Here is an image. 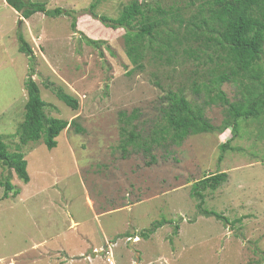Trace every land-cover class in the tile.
Here are the masks:
<instances>
[{
  "label": "rangeland",
  "instance_id": "1",
  "mask_svg": "<svg viewBox=\"0 0 264 264\" xmlns=\"http://www.w3.org/2000/svg\"><path fill=\"white\" fill-rule=\"evenodd\" d=\"M31 1L78 11L77 29L105 44L87 45L71 30L69 16L35 13L25 19L0 0V135L13 150L30 69L46 114L76 119L83 127L79 133L66 127L52 149L42 139L22 146L27 183L0 165V181L8 176L20 189L3 198L0 186V264H109L100 255L105 251L113 264H264V116L240 120L239 134L229 142L234 149L221 161L219 145L231 138V128L154 147L153 161L139 149L129 148L122 157L119 148V112L137 108L149 129L168 90L200 104L207 99L200 83L214 67L213 56L211 61L205 51L179 55L173 63L146 58L139 69L125 53L122 28L80 12L92 0ZM128 1L103 0L97 12L116 17ZM159 1L167 6L174 0ZM18 28L32 48L31 62L18 51ZM192 82L200 84L199 93ZM52 86L75 97L78 108L59 100ZM222 89L230 100L238 94L232 83ZM205 113L221 124V106L208 105ZM215 172L227 178L205 192L204 207L229 223L201 213L198 199L189 195L194 181ZM163 217L169 222L141 236ZM94 246L101 249L92 256ZM86 248L90 260L69 258Z\"/></svg>",
  "mask_w": 264,
  "mask_h": 264
},
{
  "label": "trees",
  "instance_id": "2",
  "mask_svg": "<svg viewBox=\"0 0 264 264\" xmlns=\"http://www.w3.org/2000/svg\"><path fill=\"white\" fill-rule=\"evenodd\" d=\"M5 1L25 19L35 13L51 18L69 16L71 30L79 33L87 45L99 47L105 44V40L93 39L77 29L78 11L62 7L47 8L44 2L39 1ZM102 1L92 0L80 12L89 14L108 28H122L125 53L136 68H143L146 58L173 63L174 57L179 55L190 57L204 51L211 61V56L214 58V67L200 83L207 93V99L201 104L188 100L179 90H168L160 106L159 118L152 122L149 129L144 127L145 120L139 121L140 112L137 108H133L130 113L119 112V148L122 157L129 153V148L139 149L153 161L154 147L178 146L190 135L231 128V138L219 145L222 153L218 161H221L226 150L234 149L229 142L238 136L240 120L264 116V0H180V4L174 0L167 6L159 0L152 3L130 0L121 7L116 17L97 12ZM16 33L18 51L31 62L34 57L32 48L19 28ZM32 76L33 71L30 69L23 81L27 97L22 121L15 132L18 138L15 148L10 150L3 135H0V165L8 171L12 170L24 183L29 181V175L22 146L42 139L46 148L52 149L57 145V136L66 127L73 126L78 133L83 131L76 119L68 122L46 114L47 103L41 98ZM226 82L238 88L233 100L222 89ZM192 84L194 92L199 93L200 84ZM49 89L69 108H78L77 99L62 87L52 86ZM208 105L223 108L224 116L220 125H214L207 117L205 107ZM226 178L225 172L203 176L192 183L189 195L198 199L197 208L201 213L229 223L220 213L204 207L205 192L216 190ZM0 186L3 187V198L20 192L8 176L0 181ZM168 222L164 217L152 222L141 236L147 238Z\"/></svg>",
  "mask_w": 264,
  "mask_h": 264
},
{
  "label": "crops",
  "instance_id": "3",
  "mask_svg": "<svg viewBox=\"0 0 264 264\" xmlns=\"http://www.w3.org/2000/svg\"><path fill=\"white\" fill-rule=\"evenodd\" d=\"M33 246H37V245H40L41 244V241H38V242H36V241H34L33 243ZM99 249H101V247H92V250L93 251H97L96 253L95 252H93V253H91V255L92 256H95L98 252H99ZM87 252H88V248H86V249H84V250H81L80 252H77V253H72V254H70V259H74L73 257H75V259H78V260H80L81 262L83 261V260H86V261H88V260H90V258L88 259V257H89V255L87 254ZM106 254V256L109 254L110 255V252L108 251H105V252H103V253H101L100 255H103V254ZM104 254V255H105ZM107 257H110V256H107ZM111 258V257H110ZM106 259V258H105ZM112 264H113V262H112Z\"/></svg>",
  "mask_w": 264,
  "mask_h": 264
},
{
  "label": "built area",
  "instance_id": "4",
  "mask_svg": "<svg viewBox=\"0 0 264 264\" xmlns=\"http://www.w3.org/2000/svg\"><path fill=\"white\" fill-rule=\"evenodd\" d=\"M106 261L109 262V264H112V260H111L110 257H107V256H106Z\"/></svg>",
  "mask_w": 264,
  "mask_h": 264
}]
</instances>
